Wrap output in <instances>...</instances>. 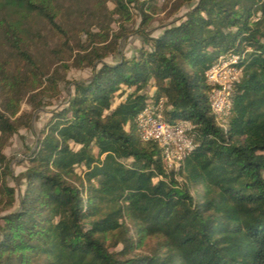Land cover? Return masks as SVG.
Returning <instances> with one entry per match:
<instances>
[{
  "label": "trees",
  "instance_id": "obj_1",
  "mask_svg": "<svg viewBox=\"0 0 264 264\" xmlns=\"http://www.w3.org/2000/svg\"><path fill=\"white\" fill-rule=\"evenodd\" d=\"M108 1L89 2L70 34L57 18L75 0H0V264H264V0H196L157 36L144 8L158 0ZM194 1L175 0L174 13ZM139 4L142 46L106 62ZM33 20L64 38L41 58ZM232 54L242 76L220 125L206 74ZM86 68L90 80L67 81ZM61 82L72 88L53 107ZM161 99L167 122L195 126L178 171L137 123ZM24 101L53 108L21 191L5 150L32 127Z\"/></svg>",
  "mask_w": 264,
  "mask_h": 264
},
{
  "label": "rangeland",
  "instance_id": "obj_2",
  "mask_svg": "<svg viewBox=\"0 0 264 264\" xmlns=\"http://www.w3.org/2000/svg\"><path fill=\"white\" fill-rule=\"evenodd\" d=\"M97 0H75V4L78 7L72 9L68 3L62 4L61 12L58 15L57 22L64 30L68 31L70 34L73 32L72 29H80L85 25V19L80 18L81 14L86 15V10L90 7L89 2L93 5H96ZM144 2L146 0H139ZM196 4V0L190 5H186L178 13H174L175 10V0H158L156 3L155 11L144 8V12L151 15L149 24L147 25V30L153 36H157L162 32V30L171 25L179 22V19L182 18L189 10H191ZM108 7L110 10L115 8V5L112 0L108 1ZM140 4L137 8L131 10L132 18L129 23L125 24V31H122L123 37L119 41V54H115L106 59L108 63L117 62L122 56L132 57L136 55V51L142 46V39L134 34L138 30L142 23V14L140 11ZM116 19H119L116 16ZM88 20V19H87ZM32 25L37 33L41 37H37L36 46L34 48V53L37 57H43L47 54L49 50L59 47L60 43L64 41V38L61 34L57 33L50 29L49 25L38 21L33 20ZM90 23V22H89ZM112 27L115 31H119V22L116 21L112 24ZM6 55H0V64L6 61L4 58ZM92 76V70L89 68L83 70H71L67 74V81H87L90 80ZM72 88V85H68L66 82H61L59 84V89L62 92L60 99L51 100V105L53 107L59 106L64 98L67 96L68 89ZM50 100H46V103H49ZM22 109L31 110L33 113L32 117V127L28 130H21L20 133L14 136L5 153L8 159L11 161V169L13 171L14 178H9L8 183L10 186L18 185L21 191L24 190L25 181L23 179V173L26 171L27 164L26 158L30 154L31 150L36 148L37 136L39 135L40 130L45 125L49 118V111L53 108L52 106L45 105L43 108L32 110L31 106L24 101L21 105ZM179 123V122H177ZM18 189V193L20 190Z\"/></svg>",
  "mask_w": 264,
  "mask_h": 264
},
{
  "label": "built area",
  "instance_id": "obj_3",
  "mask_svg": "<svg viewBox=\"0 0 264 264\" xmlns=\"http://www.w3.org/2000/svg\"><path fill=\"white\" fill-rule=\"evenodd\" d=\"M240 60L241 57L236 54L222 55L206 74L213 88L210 106L220 125L226 122L232 111L235 86L242 76V69L238 67ZM164 110L165 100L161 99L143 110L137 123L142 140L155 142L164 150L165 167L178 171L195 149V126L190 121L167 122Z\"/></svg>",
  "mask_w": 264,
  "mask_h": 264
}]
</instances>
